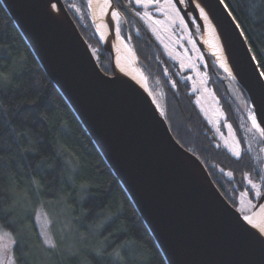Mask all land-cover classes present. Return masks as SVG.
Returning <instances> with one entry per match:
<instances>
[{
    "label": "trees",
    "instance_id": "1",
    "mask_svg": "<svg viewBox=\"0 0 264 264\" xmlns=\"http://www.w3.org/2000/svg\"><path fill=\"white\" fill-rule=\"evenodd\" d=\"M62 1L102 71L113 76L90 18L89 0ZM227 2L246 30L253 55L264 64V20H261L264 0ZM210 59V65L206 62L205 68L209 86L225 121L233 126L243 147L239 159L216 139L196 107L191 84L184 79L186 72H175L171 76L158 67L150 73L152 69L143 67L140 61L139 65L150 91L159 96L162 110L167 114L165 119L177 142L188 151H195L202 163L206 161L205 167L223 196L236 197L246 188L245 174L264 183V163H261L264 162V141L248 119V96L216 66L212 57ZM259 68L264 71V67ZM0 76L7 78L2 91L17 108L15 121L28 118L29 130L34 133L30 139L41 141L40 156L27 155L19 167L10 164L9 154L5 153L4 176L0 178V216L15 222L17 253L23 252L24 264H114V257L110 255L113 252L121 254L124 264H167L119 180L68 102L43 71L1 1ZM231 87L237 92L241 90L247 102L239 103L231 95ZM5 118H9L7 113ZM16 126L14 122L13 127ZM42 161L41 169L33 172L30 166ZM229 171L234 173L232 177L227 175ZM33 177L40 181L39 188L31 182ZM239 177L244 181L242 188ZM59 208L68 214L74 234L70 247L66 242L69 240L59 239L57 235L54 236L55 246L49 247L40 236L39 211L52 216L58 215Z\"/></svg>",
    "mask_w": 264,
    "mask_h": 264
},
{
    "label": "water",
    "instance_id": "2",
    "mask_svg": "<svg viewBox=\"0 0 264 264\" xmlns=\"http://www.w3.org/2000/svg\"><path fill=\"white\" fill-rule=\"evenodd\" d=\"M0 1L119 180L167 264H264V246L255 239L259 233L238 219L206 167L211 184L186 159L181 151L185 148L173 136L166 119L153 115L129 81L117 76L114 56L101 43L114 74L102 71L62 0L57 8L68 26L57 20L49 0ZM211 2L210 17L224 43L233 77L202 46L198 10L189 13L192 19L187 24L207 65L212 57L244 90L253 114L255 90L251 84L261 70L251 61L247 40L216 0ZM137 67L142 71L138 60ZM257 116L264 120V107L257 108ZM262 152L264 155V145ZM238 182L242 188L243 178ZM263 203L261 195L253 211Z\"/></svg>",
    "mask_w": 264,
    "mask_h": 264
},
{
    "label": "snow or ice",
    "instance_id": "3",
    "mask_svg": "<svg viewBox=\"0 0 264 264\" xmlns=\"http://www.w3.org/2000/svg\"><path fill=\"white\" fill-rule=\"evenodd\" d=\"M105 2L108 3L109 7L111 8L109 23H112L113 17H115L117 20L120 18V9L122 8L126 12H133L134 10V15L136 17H139L144 21H149L152 24L162 23L160 19L156 18V14L169 17L171 24L181 28L187 25L188 20L192 19V17L189 16V13L193 9L198 10L199 14H202L203 17L207 19L212 13L214 7L211 0H127V3H124L123 0H117L119 7H112V0H105ZM58 3L59 0H49L50 7L53 10H56L57 13L60 11V9L57 8ZM216 5L227 13L230 22L233 23L239 35L247 39L246 30L242 27L241 22L234 15L235 9L230 7L227 0H216ZM196 18L198 19L199 17ZM213 19H215V17H213ZM261 20H264V17H261ZM259 22L260 21H258V23ZM118 30L119 29H117V31ZM188 43H193V46H195L194 42L191 40H189ZM248 52L251 61L255 66L264 67V64H262L255 55H252L251 47H249ZM197 59H199V57H197ZM190 67L191 66H189V68ZM6 79V77L0 76V178H3L4 176L3 167L5 153L9 154L8 162L19 167L21 160L26 158L27 155L32 154L33 156H40L41 143L38 138H35V142L30 139V137H34V133L29 130L28 118L15 121L14 114L17 113V108L4 96L2 91V86L6 83ZM129 86L144 98V100L151 107L153 115L159 117L160 119L166 117V112L162 110L156 100L153 99L151 92L141 89L138 85L131 81H129ZM173 87H175L174 82ZM251 88L255 90L253 96L255 106L251 116L252 128L259 131L262 141H264V120H258L257 116V108L264 107V71H257L256 78L252 81ZM5 113L8 114L9 118H5ZM40 119H44V117H40ZM14 122L17 125L16 127H13ZM227 127H231V125H228ZM237 143H239V141H237ZM181 151L187 160L191 161L193 165H195L200 169L201 172L204 173L205 179L209 184H211V181L208 180V174L205 171L206 161L202 163L200 157L195 151H188L187 149L183 148H181ZM242 154V150L234 153L237 159H239ZM17 157H19L20 160H18ZM43 163L44 162L42 161L41 163L30 167L33 168V172H38L43 166ZM208 167L211 168L212 166L209 165ZM221 171H223V169H221ZM256 173L257 178H259L258 169L256 170ZM227 175L232 177L234 173L229 171ZM9 179H11L10 173ZM244 180L248 185L247 190L240 193L239 199L236 197H229V199H231L232 203L235 205H238L248 193H253V198L264 195V183L258 184L254 182L251 174H245ZM31 182L37 185V188H39L40 181L33 177ZM234 211L237 212L238 219H241L245 222L249 221V217L247 215H240L242 209L237 207L234 209ZM16 233L17 228L15 222L10 218H4L3 216H0V238H12L11 243L13 245L12 248H0V264H24L23 252H20L19 254L17 253L19 241L14 238ZM255 239L260 245L264 246V234H257ZM110 255L114 257V264H124V262L121 260V254L119 252H113Z\"/></svg>",
    "mask_w": 264,
    "mask_h": 264
},
{
    "label": "rangeland",
    "instance_id": "4",
    "mask_svg": "<svg viewBox=\"0 0 264 264\" xmlns=\"http://www.w3.org/2000/svg\"><path fill=\"white\" fill-rule=\"evenodd\" d=\"M156 18L160 19L162 23L152 24L149 21L144 22L155 34L156 40L163 44L164 52L167 57L177 63L182 72L190 71L188 75L186 74L184 79H189L191 83L192 92L196 95V105L198 110L200 111L204 120L211 127L216 139L229 151L232 156L235 157L234 153L241 150L243 151V147L233 126L225 121L224 113L219 105L216 95L213 89L209 86V74L204 68L206 63L201 54L200 47L197 46L195 40H193L191 36L186 34V26L183 28L177 27L176 25L170 23L169 17L162 16L160 14H156ZM118 29L119 34L122 37L119 23ZM189 40L193 41L195 46H193V43H188ZM125 41L131 47L128 41ZM197 57H199V59H197ZM189 66L191 67L189 68ZM149 71L150 73H153L152 70ZM238 91L239 92H237L235 87H231V95H234L239 103H241L242 100L244 103H246L247 101L244 93L241 90ZM152 96L162 109L159 96L155 95L154 93H152ZM228 125H231V127H227ZM237 141H239V143H237ZM253 180L258 184L261 183L254 178ZM245 185L246 188L238 193L236 196L237 199H239V195L242 191L247 190L248 185L246 181ZM260 197L253 198V193H248L238 205H235V208L239 207L242 209L240 214L246 215L248 212L255 209V205ZM64 210L59 208L58 211L60 212L58 215L55 214L49 216L43 211H39L37 215L40 236L43 242L49 247L55 246V235H57L59 239L62 238L63 240H69L66 241L67 247H70L71 245L70 240L74 234H72L68 214ZM11 240L12 238L9 237L0 238V248H12L13 245Z\"/></svg>",
    "mask_w": 264,
    "mask_h": 264
},
{
    "label": "bare ground",
    "instance_id": "5",
    "mask_svg": "<svg viewBox=\"0 0 264 264\" xmlns=\"http://www.w3.org/2000/svg\"><path fill=\"white\" fill-rule=\"evenodd\" d=\"M112 7L114 6L112 5ZM88 8L94 29L100 42L114 56L117 76L134 82L141 89L150 92L146 76L137 67V58L132 48L120 36L119 31H117L119 19L117 20L113 17L112 23H109L111 8L108 3H106L105 0H89ZM53 12L61 24L64 26L69 25L60 12L57 13L56 10H53ZM200 18L202 20V24L199 26L202 46H204L206 50L216 58L218 65L225 70L227 69L226 71L228 74L233 77L234 74L228 66V61L225 55L224 43L210 15L205 19L203 15L200 14ZM248 111V117L251 118L252 112L250 110ZM187 164L192 167L190 163ZM246 215L249 217V221L246 223L259 234H264V203L261 204L256 211Z\"/></svg>",
    "mask_w": 264,
    "mask_h": 264
},
{
    "label": "flooded vegetation",
    "instance_id": "6",
    "mask_svg": "<svg viewBox=\"0 0 264 264\" xmlns=\"http://www.w3.org/2000/svg\"><path fill=\"white\" fill-rule=\"evenodd\" d=\"M123 2L127 3V0H123ZM113 3L114 7H119V5L117 4V0H113ZM120 11L121 16L118 22L120 26V33L124 40H127L128 43L131 45L138 61H140L143 67L145 66L148 69H152L153 72L156 71V68L162 67V69L166 72H169L171 76H174L175 72L180 74L182 70L179 68L177 63L167 57L164 52L163 44L159 43L156 40L155 34L151 31L150 27L144 22V20H141L139 17H136L134 15V10L133 12H126L121 8ZM186 34L191 36L199 47L198 42L194 38L188 24L186 25ZM201 54L206 63V59L202 51ZM204 68H206V66ZM187 73L189 74L190 71H187L186 74ZM186 81H189V79H186ZM194 101L196 104L195 94ZM224 197L233 207H235L231 199L227 198L226 196Z\"/></svg>",
    "mask_w": 264,
    "mask_h": 264
},
{
    "label": "clouds",
    "instance_id": "7",
    "mask_svg": "<svg viewBox=\"0 0 264 264\" xmlns=\"http://www.w3.org/2000/svg\"><path fill=\"white\" fill-rule=\"evenodd\" d=\"M150 90V89H149Z\"/></svg>",
    "mask_w": 264,
    "mask_h": 264
}]
</instances>
